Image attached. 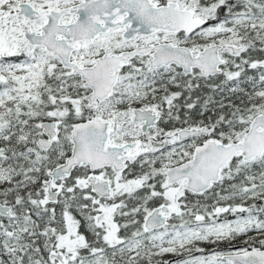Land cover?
<instances>
[{"label": "snow or ice", "instance_id": "6c2138e0", "mask_svg": "<svg viewBox=\"0 0 264 264\" xmlns=\"http://www.w3.org/2000/svg\"><path fill=\"white\" fill-rule=\"evenodd\" d=\"M0 264H264V0H0Z\"/></svg>", "mask_w": 264, "mask_h": 264}, {"label": "flooded vegetation", "instance_id": "af4514ba", "mask_svg": "<svg viewBox=\"0 0 264 264\" xmlns=\"http://www.w3.org/2000/svg\"><path fill=\"white\" fill-rule=\"evenodd\" d=\"M224 247H226V245H221V248H224Z\"/></svg>", "mask_w": 264, "mask_h": 264}]
</instances>
